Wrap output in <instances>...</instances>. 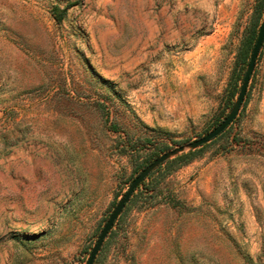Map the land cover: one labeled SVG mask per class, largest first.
<instances>
[{
    "label": "rangeland",
    "instance_id": "rangeland-1",
    "mask_svg": "<svg viewBox=\"0 0 264 264\" xmlns=\"http://www.w3.org/2000/svg\"><path fill=\"white\" fill-rule=\"evenodd\" d=\"M263 14L264 0H0V264H85L135 176L226 117ZM160 166L93 264H264V40L235 120Z\"/></svg>",
    "mask_w": 264,
    "mask_h": 264
},
{
    "label": "water",
    "instance_id": "water-1",
    "mask_svg": "<svg viewBox=\"0 0 264 264\" xmlns=\"http://www.w3.org/2000/svg\"><path fill=\"white\" fill-rule=\"evenodd\" d=\"M264 40V14L262 21L260 23V26L258 28L256 40L254 43V46L252 48L251 54L249 56L248 63L246 65L244 75L242 78V83L239 88V92L237 95L236 100L234 101L230 111L226 115V117L217 125L215 126L211 131L206 133L203 137H200L199 139H196L192 142L187 143L186 145L178 146L172 150H169L165 153H162L158 157H156L154 160H152L146 167H144L136 176L135 178L130 182L127 190L124 192L122 197L119 199L117 204L115 205L114 209L110 213L108 219L106 220L104 226L102 227L98 238L93 245L89 256L86 259L85 264H93L94 260L104 242V239L106 238L107 234L111 230L114 222L120 215V213L123 211L126 203L130 199L131 195L135 191V189L145 180L147 176H149L156 168H158L161 164L165 163L170 158L182 153L185 149L188 150H194L198 147H201L202 145H205L209 143L211 140L219 136L238 116L240 112L241 105L244 102L245 95L247 92L248 84L250 77L254 71L255 62L258 56V53L260 51V48L262 46Z\"/></svg>",
    "mask_w": 264,
    "mask_h": 264
},
{
    "label": "trees",
    "instance_id": "trees-1",
    "mask_svg": "<svg viewBox=\"0 0 264 264\" xmlns=\"http://www.w3.org/2000/svg\"><path fill=\"white\" fill-rule=\"evenodd\" d=\"M66 10H67V7H64V8H62V9H60L58 6H53V7L51 8V14H52L53 18H54L56 21H60V20H62L63 17L65 16V14H66ZM255 40H256V39H255ZM253 46H254V42H253L252 48H253ZM251 51H252V49H251ZM247 63H248V62H247ZM242 78H243V77H242ZM192 154H194V152H193V151H189L188 153L182 154V155L176 157L175 159H173V160H171V161H168L164 166L169 167V165H171L172 163H175V162H177V161L183 160V159L186 158V157H190ZM161 167H162V166H160L156 171L152 172L149 176H147V177L145 178V180H146L147 178H150L155 172L160 171V170H161ZM145 180H144L141 184H144V183H145Z\"/></svg>",
    "mask_w": 264,
    "mask_h": 264
}]
</instances>
